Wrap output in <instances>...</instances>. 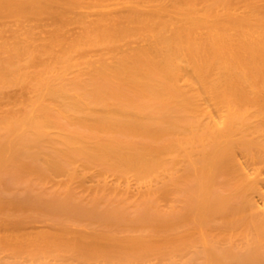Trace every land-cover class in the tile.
Wrapping results in <instances>:
<instances>
[{
	"label": "bare ground",
	"instance_id": "bare-ground-1",
	"mask_svg": "<svg viewBox=\"0 0 264 264\" xmlns=\"http://www.w3.org/2000/svg\"><path fill=\"white\" fill-rule=\"evenodd\" d=\"M0 264H264V0H0Z\"/></svg>",
	"mask_w": 264,
	"mask_h": 264
}]
</instances>
